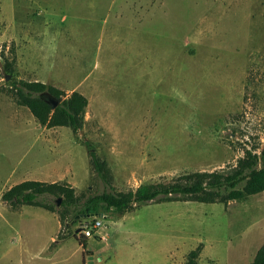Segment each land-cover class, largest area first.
Here are the masks:
<instances>
[{"label":"rangeland","instance_id":"rangeland-1","mask_svg":"<svg viewBox=\"0 0 264 264\" xmlns=\"http://www.w3.org/2000/svg\"><path fill=\"white\" fill-rule=\"evenodd\" d=\"M9 80L82 94V129L45 138ZM263 152L264 0H0L1 194L22 178L69 182L80 199L134 191L230 174L248 153L260 168ZM94 218L66 216L56 233L57 213L0 200V264H83L85 249V264H250L264 243V192L109 211L76 239Z\"/></svg>","mask_w":264,"mask_h":264},{"label":"trees","instance_id":"trees-1","mask_svg":"<svg viewBox=\"0 0 264 264\" xmlns=\"http://www.w3.org/2000/svg\"><path fill=\"white\" fill-rule=\"evenodd\" d=\"M5 71L3 78L11 76ZM14 89L18 106L25 107L37 124L45 128H68L73 133L82 129L87 99L72 91L66 96L62 91L38 82L9 80ZM46 93L62 102L54 110L40 99ZM93 172L105 185H109V170L91 149L87 141L83 142ZM264 156V152L261 154ZM259 157L248 153L247 158L230 174L220 172H194L179 176L167 183L142 184L134 191L103 192L83 199L75 195L74 189L67 183H43L24 181L10 187L2 193L0 200L11 207L30 206L57 213L60 225L66 216L99 215L109 211L124 213L149 203L198 202L203 204H227L242 201L248 196L264 192V160L258 167ZM51 196L54 204L38 201V197ZM61 200L60 208L55 209ZM76 238V236H74ZM84 240V239H83ZM85 248V242H80ZM250 264H264V243L258 249Z\"/></svg>","mask_w":264,"mask_h":264},{"label":"crops","instance_id":"crops-1","mask_svg":"<svg viewBox=\"0 0 264 264\" xmlns=\"http://www.w3.org/2000/svg\"><path fill=\"white\" fill-rule=\"evenodd\" d=\"M36 125H37V127L39 128V127H41L39 124H37L36 123ZM51 129H55V128H50V129H47V128H43V130H42V132H43V136L46 138L47 136H48V134H50L49 132V130H51ZM51 141H48V144L50 143ZM45 143H47L46 141H45ZM53 144H55V142H52ZM24 181H38V182H43V183H54V182H56V180L54 179V178H45L44 180H39V179H33V180H27V178L26 179H24V178H22V180H17V182H15V183H13V186L14 185H16V184H19V183H22V182H24ZM67 184H70L69 182H67ZM1 193H0V197H1ZM53 214V213H52ZM57 225H58V227H57V230H56V233H58V231H59V229H60V223H59V221H57ZM53 240H55V237L53 236V237H51V240H50V243H52V241ZM80 247L82 248V246L80 245ZM83 249V248H82ZM85 252H84V256H83V264H85L86 263V257H91L92 255H91V253H90V251L89 252H87L86 251V249L84 250ZM85 255H86V257H85Z\"/></svg>","mask_w":264,"mask_h":264},{"label":"built area","instance_id":"built-area-1","mask_svg":"<svg viewBox=\"0 0 264 264\" xmlns=\"http://www.w3.org/2000/svg\"><path fill=\"white\" fill-rule=\"evenodd\" d=\"M101 227V221L99 220V218H94L93 221H91V225L90 227H88L87 225H82L80 228H79V231L77 232V234L75 235L76 236V239L78 240H81V239H89L91 238L95 231ZM99 239H101L102 237L99 236L98 237Z\"/></svg>","mask_w":264,"mask_h":264},{"label":"water","instance_id":"water-1","mask_svg":"<svg viewBox=\"0 0 264 264\" xmlns=\"http://www.w3.org/2000/svg\"><path fill=\"white\" fill-rule=\"evenodd\" d=\"M39 97L44 103H46L50 107L51 110H54L62 102L61 98H56V97L51 96V95L46 94V93L41 94ZM58 203H59V199L57 201V205H58ZM82 216L86 217V215H82ZM88 216L89 217H102V214H99V215L91 214ZM78 231H79V229H78Z\"/></svg>","mask_w":264,"mask_h":264}]
</instances>
